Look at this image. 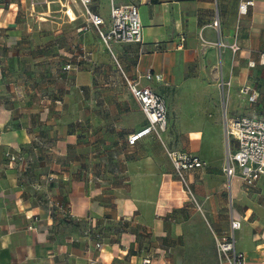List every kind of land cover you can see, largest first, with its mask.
I'll list each match as a JSON object with an SVG mask.
<instances>
[{
  "label": "crops",
  "instance_id": "crops-1",
  "mask_svg": "<svg viewBox=\"0 0 264 264\" xmlns=\"http://www.w3.org/2000/svg\"><path fill=\"white\" fill-rule=\"evenodd\" d=\"M240 2L92 0L106 23L113 5L139 8L143 43L109 51L80 0H0V264H219L214 233L231 215L245 264H264V176L247 188L224 173L231 121L264 116V0L245 15ZM118 60L166 100L162 140L128 144L148 121ZM246 84L255 103L240 93ZM114 137L134 159L107 182ZM167 150L205 161L187 175L197 204ZM7 152L23 160L9 164Z\"/></svg>",
  "mask_w": 264,
  "mask_h": 264
},
{
  "label": "built area",
  "instance_id": "built-area-1",
  "mask_svg": "<svg viewBox=\"0 0 264 264\" xmlns=\"http://www.w3.org/2000/svg\"><path fill=\"white\" fill-rule=\"evenodd\" d=\"M80 2L84 7L88 21L109 51H111L112 45L115 43H143V25L137 5H113L110 12V20L106 23L101 16L90 9L92 0H80ZM253 6L254 0H241L239 5L240 14H247ZM213 26L219 28L218 19L213 22ZM218 44L221 45V43ZM230 47L234 52L239 50V46L236 43ZM259 64L264 66V54L260 56ZM250 66L255 67L256 62H251ZM72 68L71 64L65 66L66 70H71ZM123 75L129 91L139 103L148 121V125L145 128L128 136V144L134 146L141 138L149 134H154L162 140L161 135L167 129L168 124L166 100L150 86H142L139 81L130 79L124 73ZM144 77L147 80L161 79V75L150 72L145 74ZM240 93L246 96L250 103H255L258 99V93L251 85L242 86ZM226 137L228 150L224 173L229 182L238 177L247 188H253L259 179L264 176V116H241L234 119L227 127ZM232 139L237 143L235 150L231 148L230 142ZM167 154L172 161L176 177L181 183L188 201L197 204L187 175L192 170L204 167L206 165L205 161L194 154L175 150H167ZM6 157L9 164H15L23 160L18 153L7 152ZM199 209H201L200 206ZM241 227L242 221L235 219L231 215L228 230L222 234L214 233L219 264H245L244 254L237 249L236 233ZM30 229L34 228L31 227ZM100 246V243L97 244V247ZM90 264L97 263L91 261ZM141 264H153L152 258H143Z\"/></svg>",
  "mask_w": 264,
  "mask_h": 264
},
{
  "label": "rangeland",
  "instance_id": "rangeland-1",
  "mask_svg": "<svg viewBox=\"0 0 264 264\" xmlns=\"http://www.w3.org/2000/svg\"><path fill=\"white\" fill-rule=\"evenodd\" d=\"M118 62L119 64L115 62L118 73L125 82L123 73L126 75V70L120 60ZM221 85L222 87L225 86L223 81ZM131 159H134V153L128 144L121 143V140L119 142L116 137L105 138V181L115 182L121 178L124 165Z\"/></svg>",
  "mask_w": 264,
  "mask_h": 264
},
{
  "label": "bare ground",
  "instance_id": "bare-ground-1",
  "mask_svg": "<svg viewBox=\"0 0 264 264\" xmlns=\"http://www.w3.org/2000/svg\"><path fill=\"white\" fill-rule=\"evenodd\" d=\"M71 14V12H69Z\"/></svg>",
  "mask_w": 264,
  "mask_h": 264
}]
</instances>
